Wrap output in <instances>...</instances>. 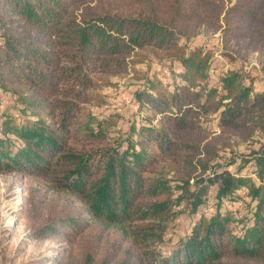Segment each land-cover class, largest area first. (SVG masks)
<instances>
[{"label": "trees", "instance_id": "obj_1", "mask_svg": "<svg viewBox=\"0 0 264 264\" xmlns=\"http://www.w3.org/2000/svg\"><path fill=\"white\" fill-rule=\"evenodd\" d=\"M203 26L220 32L230 63L246 60L264 49V0H0V89L31 113L2 121L0 173L29 181L21 204L29 238L59 244L30 264H264V142L235 159L234 172L206 175L225 140L264 137V89L234 67L207 84L213 53L177 46ZM146 47L176 53L169 64L178 63L179 82L167 90L145 78L136 119L101 145L115 137L106 118L86 112L93 73L123 72ZM209 114L220 134L207 139ZM158 163L185 178L172 184ZM240 190L245 226L236 231L223 203ZM182 203L198 217L161 257L154 246Z\"/></svg>", "mask_w": 264, "mask_h": 264}, {"label": "rangeland", "instance_id": "obj_2", "mask_svg": "<svg viewBox=\"0 0 264 264\" xmlns=\"http://www.w3.org/2000/svg\"><path fill=\"white\" fill-rule=\"evenodd\" d=\"M177 46L181 50L187 51L194 47H200L205 51L213 53L211 66L208 71L207 84L216 86L222 71L234 67L240 69L247 75L246 84L251 83L255 91L264 89V49L258 47L251 52L246 60L230 63L222 56L224 48L222 46L221 34L219 31L213 32L210 28L201 27L196 35L190 39L179 37ZM176 53L168 54L164 51L146 47L134 52L127 60L129 65L123 72H95V84L87 90L89 102L85 104L86 112L97 118H106L108 134L115 138H108L103 144H113L116 137L125 135V131L131 121L136 119L137 105L134 101L135 91L142 89L145 78H155L160 81L163 88L169 90L173 82H179L176 73L179 70L176 61ZM247 65L249 68L244 69ZM4 101V102H2ZM5 103V104H3ZM11 118L13 123L26 121L31 117L30 111L24 109L23 105L15 100L10 91L0 89V128L2 121ZM120 118V119H119ZM118 119V121L116 120ZM201 123L204 135H209L207 139L220 134L217 128L215 115H207ZM138 122V121H137ZM218 148V155L213 160L214 167L206 172V175L227 168L234 172L236 165L229 166L235 159L248 156L250 151H255L264 137L256 134L252 140L241 141L235 138L228 139ZM212 142V139H211ZM219 142V141H218ZM238 161V160H237ZM154 171L160 172L171 180L172 184L178 183L185 178V174L179 168L158 163L154 166ZM245 177L256 182L255 173L249 168ZM192 190L196 185L193 180L189 182ZM29 185L28 180H21L18 174L0 173V264H30L35 259L50 255L51 247H59L56 242L45 241L38 243L29 238L28 226L21 214V204L24 197V190ZM210 196L207 204L214 202L212 193L214 186L208 188ZM237 201H227L224 207H229L234 215V229L236 231L244 225L243 213L245 210L246 192L240 190ZM174 216L170 218L167 229L163 236V243L156 244V251H160L161 257L177 246L179 239L183 238L192 223L197 219V214H190L183 203L174 209ZM210 214V209L202 208L197 212ZM239 221V222H238ZM243 221V223L241 222ZM50 264V262L46 263ZM245 264H260L257 262H246Z\"/></svg>", "mask_w": 264, "mask_h": 264}, {"label": "built area", "instance_id": "obj_3", "mask_svg": "<svg viewBox=\"0 0 264 264\" xmlns=\"http://www.w3.org/2000/svg\"><path fill=\"white\" fill-rule=\"evenodd\" d=\"M249 67L247 66V65H245L244 66V69L246 70V69H248ZM2 102H4V101H2ZM3 104H5V103H3Z\"/></svg>", "mask_w": 264, "mask_h": 264}]
</instances>
